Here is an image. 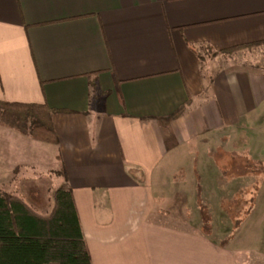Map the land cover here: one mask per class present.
<instances>
[{"label":"crops","instance_id":"0c3cea01","mask_svg":"<svg viewBox=\"0 0 264 264\" xmlns=\"http://www.w3.org/2000/svg\"><path fill=\"white\" fill-rule=\"evenodd\" d=\"M0 100L54 110L58 144L0 126L28 153L7 193L33 205L16 185L46 153L93 264H256L204 230L196 166L223 132L264 159V0H0Z\"/></svg>","mask_w":264,"mask_h":264},{"label":"rangeland","instance_id":"374dc122","mask_svg":"<svg viewBox=\"0 0 264 264\" xmlns=\"http://www.w3.org/2000/svg\"><path fill=\"white\" fill-rule=\"evenodd\" d=\"M7 136L9 135H6V139H0V184L6 192L9 191V184L6 181L7 175L10 174V163L20 158L21 153H24L25 157L28 154L25 149L20 152L18 144ZM239 137L237 133L223 132L207 138L199 145L196 167L200 174H196V182H202L208 187L203 192L199 190L203 197L201 200L208 205L203 216L206 221L204 230L211 234L221 230L228 231L225 241L234 242L236 246H244L242 254L253 251L256 253L255 263L263 264L264 159L261 155L250 154L248 148L245 149L241 142L236 141ZM226 156H230L231 159L228 161ZM35 159L40 163H36L34 168L25 169V172L37 183L18 181L20 186L16 185V192L23 197H31L32 200L29 201L36 209L48 214L51 211L49 182L50 179L54 181V185L56 182L55 177L48 172L53 170L54 166L48 162L46 153L36 155ZM19 170L20 173L23 172L22 168ZM18 178L27 176L17 175ZM219 200L224 204L221 218L220 208L214 207V202L218 205ZM192 216L195 218L193 214ZM198 224L197 220L192 221L190 225L197 227Z\"/></svg>","mask_w":264,"mask_h":264},{"label":"trees","instance_id":"16d2710c","mask_svg":"<svg viewBox=\"0 0 264 264\" xmlns=\"http://www.w3.org/2000/svg\"><path fill=\"white\" fill-rule=\"evenodd\" d=\"M53 115L47 105L0 100V126L35 141L58 144ZM0 264H93L67 184L55 192L48 214L0 190Z\"/></svg>","mask_w":264,"mask_h":264}]
</instances>
